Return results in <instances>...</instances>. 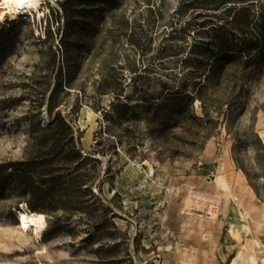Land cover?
<instances>
[{"label": "rangeland", "instance_id": "374dc122", "mask_svg": "<svg viewBox=\"0 0 264 264\" xmlns=\"http://www.w3.org/2000/svg\"><path fill=\"white\" fill-rule=\"evenodd\" d=\"M41 1L0 19V174L47 150L58 112L84 158L58 174L81 184L40 231L17 227L32 210L4 187L0 264H264V59L210 44L244 46L236 8L259 22L264 0Z\"/></svg>", "mask_w": 264, "mask_h": 264}, {"label": "trees", "instance_id": "16d2710c", "mask_svg": "<svg viewBox=\"0 0 264 264\" xmlns=\"http://www.w3.org/2000/svg\"><path fill=\"white\" fill-rule=\"evenodd\" d=\"M116 1L102 0L103 4H106L109 8H114ZM244 1L248 0H234L236 4ZM235 14L232 23H234L235 28L239 31L244 30V28L249 29V33L252 35L250 41L244 42V46L237 47L235 43H230V38L225 34H215L210 44L213 45V48L220 49L221 56L235 58L244 54L247 57L246 63L262 61L264 59V13H261V21L259 22L254 21L248 7L243 5L236 8ZM18 15L22 16V14ZM239 15H241L240 20L238 19ZM223 27L224 24H221L216 27V30L222 29ZM11 29L12 27L7 28L5 25L0 24V52L5 48ZM80 30L81 27H78L77 31L80 32ZM210 48L206 50L215 55L213 53L214 51H212L214 49ZM185 96L189 100L192 99L189 93H186ZM172 97H176V95L170 94L165 101L167 99H177ZM53 105L50 104L49 106L50 114L52 113L51 109ZM43 131L36 145L38 148H46L47 150L36 153L29 160H16L5 165L9 170L4 176L0 174V198L4 196V187L8 184H13V186L19 189V195L24 198L26 205L32 211H54L58 207L66 209L73 208V205H69L70 198L63 196L59 191L65 189L68 184L77 183L80 185L81 182L79 180L80 183H78L77 175H70L67 181L63 180V176L58 174V171L65 167L73 168L75 171L84 158L74 144L71 126L60 113L57 112L52 116L50 122L44 126ZM92 160L96 159L92 158ZM72 164L73 167L71 166ZM47 166L51 168L46 172L44 169H41ZM44 174L49 175L44 176ZM47 201H54L55 203L50 206H45V202Z\"/></svg>", "mask_w": 264, "mask_h": 264}, {"label": "bare ground", "instance_id": "6f19581e", "mask_svg": "<svg viewBox=\"0 0 264 264\" xmlns=\"http://www.w3.org/2000/svg\"><path fill=\"white\" fill-rule=\"evenodd\" d=\"M41 0H0V19H3L7 13L15 14L19 8L28 10L31 13L42 15ZM214 182L226 192V184L221 176H217ZM24 205V203H23ZM45 225V214L38 211L19 210L17 215V227L27 230L29 228L40 231Z\"/></svg>", "mask_w": 264, "mask_h": 264}, {"label": "built area", "instance_id": "2783aa9c", "mask_svg": "<svg viewBox=\"0 0 264 264\" xmlns=\"http://www.w3.org/2000/svg\"><path fill=\"white\" fill-rule=\"evenodd\" d=\"M54 1H56V0H54ZM50 2H52V1L50 0ZM27 13H28V15L32 16V13L31 12H29L28 10L23 9V8L20 7L19 10H18V12H16L15 14L16 15H18V14L27 15ZM7 14H10L11 15L12 13H7Z\"/></svg>", "mask_w": 264, "mask_h": 264}, {"label": "snow or ice", "instance_id": "6c2138e0", "mask_svg": "<svg viewBox=\"0 0 264 264\" xmlns=\"http://www.w3.org/2000/svg\"><path fill=\"white\" fill-rule=\"evenodd\" d=\"M17 2H19V0H17Z\"/></svg>", "mask_w": 264, "mask_h": 264}]
</instances>
